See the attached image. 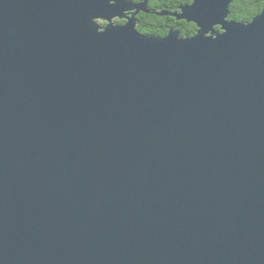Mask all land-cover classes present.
Here are the masks:
<instances>
[{"label": "water", "instance_id": "water-1", "mask_svg": "<svg viewBox=\"0 0 264 264\" xmlns=\"http://www.w3.org/2000/svg\"><path fill=\"white\" fill-rule=\"evenodd\" d=\"M232 2L158 36L149 0H0V264H264V8Z\"/></svg>", "mask_w": 264, "mask_h": 264}, {"label": "trees", "instance_id": "trees-1", "mask_svg": "<svg viewBox=\"0 0 264 264\" xmlns=\"http://www.w3.org/2000/svg\"><path fill=\"white\" fill-rule=\"evenodd\" d=\"M141 2L143 0H135ZM191 0H149L150 12H140L138 15V28L144 33L165 35L169 26H175L182 34H194L197 26L183 18H178L175 13L180 12L179 5ZM264 8V0H233L230 4V18L237 21H250ZM178 20V24H174ZM122 23L123 20H118Z\"/></svg>", "mask_w": 264, "mask_h": 264}, {"label": "flooded vegetation", "instance_id": "flooded-vegetation-1", "mask_svg": "<svg viewBox=\"0 0 264 264\" xmlns=\"http://www.w3.org/2000/svg\"><path fill=\"white\" fill-rule=\"evenodd\" d=\"M148 9H150V5H149V7H148ZM150 11H151V9H150ZM152 12V11H151ZM117 20H125V19H120V18H118ZM99 21V20H98ZM105 21V23L107 22L106 20H104ZM178 20H175L174 22V24H178V22H177ZM169 27H171V26H169ZM173 27H175V26H173Z\"/></svg>", "mask_w": 264, "mask_h": 264}, {"label": "rangeland", "instance_id": "rangeland-1", "mask_svg": "<svg viewBox=\"0 0 264 264\" xmlns=\"http://www.w3.org/2000/svg\"><path fill=\"white\" fill-rule=\"evenodd\" d=\"M97 20H99V22H101V23H105V21L101 18H98Z\"/></svg>", "mask_w": 264, "mask_h": 264}, {"label": "bare ground", "instance_id": "bare-ground-1", "mask_svg": "<svg viewBox=\"0 0 264 264\" xmlns=\"http://www.w3.org/2000/svg\"><path fill=\"white\" fill-rule=\"evenodd\" d=\"M182 33V32H181ZM184 34V33H183ZM153 35V34H152Z\"/></svg>", "mask_w": 264, "mask_h": 264}]
</instances>
